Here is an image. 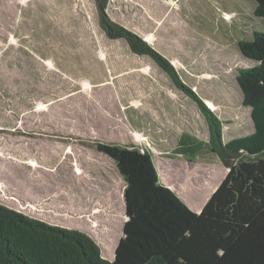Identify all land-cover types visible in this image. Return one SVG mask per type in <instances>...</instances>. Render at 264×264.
I'll list each match as a JSON object with an SVG mask.
<instances>
[{
    "label": "rangeland",
    "instance_id": "374dc122",
    "mask_svg": "<svg viewBox=\"0 0 264 264\" xmlns=\"http://www.w3.org/2000/svg\"><path fill=\"white\" fill-rule=\"evenodd\" d=\"M106 2L222 121L225 144L255 132L237 81L257 64L239 42L264 32L254 0ZM99 14L97 0H0V204L88 234L111 263L125 182L97 142L150 151L163 183L197 213L229 169L207 149L178 154L183 135L209 142L206 119L153 60L110 39Z\"/></svg>",
    "mask_w": 264,
    "mask_h": 264
},
{
    "label": "trees",
    "instance_id": "16d2710c",
    "mask_svg": "<svg viewBox=\"0 0 264 264\" xmlns=\"http://www.w3.org/2000/svg\"><path fill=\"white\" fill-rule=\"evenodd\" d=\"M97 1L105 34L153 60L206 119L209 142L183 135L178 154L190 159L207 149L229 173L197 213L163 183L150 151L97 142L98 153L114 162L125 182L128 219L114 261L103 258L88 234L52 226L0 204V264H264V32L255 31L251 39L239 42L242 55L257 63L240 70L237 77L255 132L225 144L222 121L171 62L114 22L106 13V0ZM254 1L255 17L264 19V0Z\"/></svg>",
    "mask_w": 264,
    "mask_h": 264
},
{
    "label": "water",
    "instance_id": "95a60500",
    "mask_svg": "<svg viewBox=\"0 0 264 264\" xmlns=\"http://www.w3.org/2000/svg\"><path fill=\"white\" fill-rule=\"evenodd\" d=\"M127 218V217H126ZM128 219V218H127Z\"/></svg>",
    "mask_w": 264,
    "mask_h": 264
},
{
    "label": "bare ground",
    "instance_id": "6f19581e",
    "mask_svg": "<svg viewBox=\"0 0 264 264\" xmlns=\"http://www.w3.org/2000/svg\"><path fill=\"white\" fill-rule=\"evenodd\" d=\"M127 219V218H126Z\"/></svg>",
    "mask_w": 264,
    "mask_h": 264
},
{
    "label": "crops",
    "instance_id": "0c3cea01",
    "mask_svg": "<svg viewBox=\"0 0 264 264\" xmlns=\"http://www.w3.org/2000/svg\"><path fill=\"white\" fill-rule=\"evenodd\" d=\"M91 214V213H90Z\"/></svg>",
    "mask_w": 264,
    "mask_h": 264
}]
</instances>
